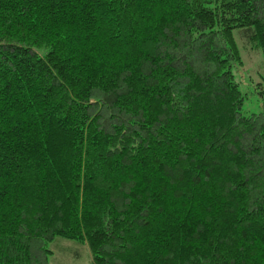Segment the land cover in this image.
Here are the masks:
<instances>
[{
  "label": "trees",
  "instance_id": "16d2710c",
  "mask_svg": "<svg viewBox=\"0 0 264 264\" xmlns=\"http://www.w3.org/2000/svg\"><path fill=\"white\" fill-rule=\"evenodd\" d=\"M242 49L264 0H0V264H264Z\"/></svg>",
  "mask_w": 264,
  "mask_h": 264
},
{
  "label": "rangeland",
  "instance_id": "374dc122",
  "mask_svg": "<svg viewBox=\"0 0 264 264\" xmlns=\"http://www.w3.org/2000/svg\"><path fill=\"white\" fill-rule=\"evenodd\" d=\"M235 37L242 48L237 33ZM241 54L244 66L238 71L237 77L240 80V90L244 94V112L264 113V96L260 87L264 85V59L262 54L256 51L251 54L242 49ZM47 248L52 252L49 255V264H92L93 262L88 246L77 241L57 238L49 243Z\"/></svg>",
  "mask_w": 264,
  "mask_h": 264
}]
</instances>
